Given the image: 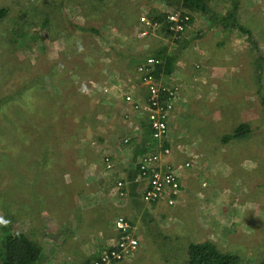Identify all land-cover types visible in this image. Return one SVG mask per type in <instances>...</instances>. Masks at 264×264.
I'll return each mask as SVG.
<instances>
[{
  "label": "rangeland",
  "instance_id": "rangeland-1",
  "mask_svg": "<svg viewBox=\"0 0 264 264\" xmlns=\"http://www.w3.org/2000/svg\"><path fill=\"white\" fill-rule=\"evenodd\" d=\"M234 2L235 22L250 35L234 28L196 39L195 32L207 26L197 16L192 32L179 38H187L190 71L197 83L188 77L175 79L191 89L204 75L217 98L210 101L209 89V100L203 95L206 103L196 110L200 117L191 118L194 130L200 129L197 145L204 147V156L190 179L204 188V205L168 208L166 213L164 208L145 209L146 223L157 222L154 228L162 237L151 239L157 246L141 253L161 258L164 264H185L188 245L201 243L236 256L238 264L264 259V0H217L210 2V10L227 13ZM164 4L165 0H0V9L6 11L0 19V247L6 235L25 234L39 243L42 233L58 229L45 223L48 211L52 220L58 217L45 196H51L57 184L63 186L67 167L75 168L79 159L67 156L68 150L86 157L91 149L86 158L91 165L106 149L101 128H115V97L112 115L105 111L110 107L107 95H114L115 72L124 71L126 64L118 53L130 56L169 41L155 32L140 37L142 19L149 21L148 15L157 11L170 13ZM211 57L229 64L211 72L212 78L203 74L211 67ZM16 88L25 94H15ZM68 108L83 116L70 119ZM240 123H247L251 134L223 143L221 139ZM11 130L16 134L7 135ZM61 194L55 192L50 205ZM67 205L66 219L74 215L72 200ZM201 223L204 229L199 233Z\"/></svg>",
  "mask_w": 264,
  "mask_h": 264
},
{
  "label": "crops",
  "instance_id": "crops-1",
  "mask_svg": "<svg viewBox=\"0 0 264 264\" xmlns=\"http://www.w3.org/2000/svg\"><path fill=\"white\" fill-rule=\"evenodd\" d=\"M142 21L143 19L140 26H142ZM165 44L157 45V47L165 46ZM170 46L173 47V44ZM136 53L137 51L134 52V54ZM132 55L121 58L123 63H126L123 66L124 71L115 72L117 80H115V86H111L114 95L106 97L110 107L107 105L105 109V105H103V109L110 111L113 115L110 108L113 104L112 97H115V104H113L115 106V128L111 124H106L101 128L102 133L106 135L103 139L106 151L102 150L101 156H98L99 160L90 165L86 164V160H88L86 158L91 149L86 157L80 151L68 150L67 156L79 159L74 165L76 169L71 167L70 170V167H67L69 176L65 175L66 180L63 182V186L57 184V187L52 189L51 196L47 194L46 196L50 197L45 196L49 209L51 208L53 211L56 209L55 215H58L52 220L51 213L48 211L45 223L49 226L54 225L58 229L44 235L42 233L41 238L38 239V241L41 240V242L39 241L41 257L38 264H86L93 260L103 248L117 241L119 233L114 227V222L120 217L129 222L131 232L138 241V247L126 261L116 264H155L153 260L157 264H164L165 262H162L161 258H155V256L149 258L147 253H141L144 249L157 246V242H153L151 239L162 237L154 228L157 222L149 220L146 223L145 218L149 213L145 212V209L160 211L164 208L162 211L166 213L168 208H190L191 205L194 208L195 205H198L199 208L205 203L202 202L205 194L204 188L201 189L200 183H197L198 180L190 179L191 174L200 168L197 167L199 158L204 156L200 154L204 147L201 146V149L197 145L200 129L194 130L191 118L200 117L201 111L198 113L196 110L199 108V103H206L203 95L208 96L209 89L212 90L211 84L208 88L204 75L201 76L203 80L198 81V86L191 89L184 80L177 81L175 79L188 77L189 82L197 83L190 71L188 61L190 53L187 48H184L183 52L179 54L175 71L167 84L172 85L171 87L179 85L180 92L169 113L167 134L163 141L170 151L164 158H161L162 163H168L175 169L179 177L180 189L176 194H171V191L167 190V196L156 203H145L142 200V194L147 187V180L139 177L137 162L144 150L142 144L146 142L140 145L141 140L150 139L148 121L144 114L124 102L126 95L133 96L140 103L146 100V89L138 79L137 70L135 71L137 66L130 65ZM206 73L203 74L207 76ZM210 75L212 78V73ZM211 93L213 97L210 101L217 98L215 91L212 90ZM207 100L209 99L207 98ZM109 117L111 116L109 115ZM125 140H127L126 143ZM91 142L93 141L91 140ZM96 148L98 149L99 146L96 145ZM150 150L149 148L147 152ZM104 154L112 157L110 170L104 169L102 162ZM186 164L188 166H185ZM118 181L123 182L121 189L116 186ZM120 191L124 192V196H119ZM55 192H62L61 197L58 201L53 198L50 205V198L55 196ZM168 199L174 200L173 205L167 204ZM189 199L192 202H188ZM70 200L74 204V210L70 213L74 215L66 219L65 215H69L67 202ZM145 223L146 225H144ZM199 225L200 233L204 228H201L202 223ZM139 253L140 256L136 259ZM156 254L159 256L160 252Z\"/></svg>",
  "mask_w": 264,
  "mask_h": 264
},
{
  "label": "trees",
  "instance_id": "trees-1",
  "mask_svg": "<svg viewBox=\"0 0 264 264\" xmlns=\"http://www.w3.org/2000/svg\"><path fill=\"white\" fill-rule=\"evenodd\" d=\"M213 1H217V0H165L164 7L170 10V12L178 13L181 16L187 18L186 21L179 24L181 29L177 32L171 31L169 27V23L166 22V13L168 12L166 13L154 12L148 15L147 18H149L148 20L150 24L156 25L154 32L160 34L161 36H164L165 38H168L169 41L165 44V46H159V47H157L156 45L154 47L150 46L149 48L148 47L144 48L143 51L141 52L137 51L136 54L132 55L130 59V65L137 66L135 68V71L137 70L136 74L139 76V78L137 77L139 81L143 79V74H142L143 72L139 71V69L146 70L156 83H159L163 88L174 87L176 89V92L179 94L180 92L179 85L177 86L173 85V87H171L172 85H167V84L169 83L170 77L175 71V65L179 59V54L182 53L183 49L189 45L186 37L184 39L183 38L179 39V38L184 35L186 36L192 32V31L190 32L189 29L192 25V22L197 18V16L203 17V19L206 20L205 24L207 23L206 24L207 26L205 27L204 30L200 28L202 25L199 27L200 29H198L194 35V38L196 39H202L203 37L207 36L209 32H214L215 30L221 32H225V31L228 32L233 30L234 28L238 29L241 33L250 35V32L248 30L243 29V27L237 25L235 22L236 21L235 16L237 11V5H235V2L232 10L227 11V13L222 12L217 15L210 10L211 9L210 2ZM5 14L6 11L4 9H0V19L4 17ZM89 31L96 35L100 33L96 28H90ZM172 37L174 38L171 39ZM172 44H174L173 47L170 46ZM261 52L263 51L261 50ZM118 55H120V58H123L124 53L121 52L118 53ZM149 59L153 60V64L145 65L146 61ZM227 63L228 62L225 61V59L220 60L219 57L217 58L211 57V59L208 60V64L211 67L208 69L206 68L205 72L209 73V75L212 72L214 75V72L217 71V69H219L220 66L223 67L225 65H229ZM198 69L200 71H203L201 67H198ZM108 71L109 69H106L104 72L108 73ZM215 79H212V82L213 80L215 81ZM216 81L218 80L216 79ZM22 88L23 86H21V89ZM19 89L18 88L15 89V94ZM28 89L30 88L28 87ZM18 94H25V93H23V91L20 92L19 90L17 95ZM132 99L135 102L133 96ZM70 109L71 108H68V110H66L67 112H69L70 119L71 117L73 118L76 114L79 115L80 118L83 116V112L78 111L75 114V111L72 112V110ZM48 117H50V114H48ZM251 132L252 129L247 123H240L236 125L235 129L231 133L226 134L221 139V141L223 143H231L232 141L240 140L250 135ZM15 134L16 132L11 130L8 131L7 135H15ZM151 141H152L151 138L141 140L140 145L145 142L144 144H142V148L144 149L142 151L143 152L142 155L146 153L149 150V148H151ZM124 142L126 143L127 141ZM163 147H166L165 143L163 144ZM108 158L112 162V157L108 156ZM120 237H121V233H119L116 240H118ZM111 247L112 245L103 248L99 255H97L93 260L87 262L86 264H92L93 262L96 261L99 262L101 259V253L104 251L105 252L111 251L110 249ZM130 256L122 257L119 261H113L111 262V264H116L126 261V259H128ZM40 257H41V246L39 245L38 242L31 240V238L28 237L27 235L12 234V235H6L2 238L1 247H0V264H38ZM185 264H238V258L234 255L219 252L217 248L211 243L189 244L187 248V259ZM259 264H264V259Z\"/></svg>",
  "mask_w": 264,
  "mask_h": 264
},
{
  "label": "built area",
  "instance_id": "built-area-1",
  "mask_svg": "<svg viewBox=\"0 0 264 264\" xmlns=\"http://www.w3.org/2000/svg\"><path fill=\"white\" fill-rule=\"evenodd\" d=\"M186 20V17L178 13H166V22L169 23L171 31H179L181 29L179 24ZM155 28L156 25H151L149 21H143L140 37L149 35L155 31ZM152 64L153 60L151 59L145 63V65ZM139 71L143 72L141 83L146 89L147 98L140 103L136 100L134 102L132 96L127 95L124 97V102L144 114L148 121L152 146L149 152L140 156L137 166L139 177L147 180V187L142 194V200L145 203H156L167 196V190L171 191V194H176L180 189L179 177L173 166L161 162V158H164L170 151L168 147H163V141L167 134L168 115L179 94L174 87L163 88L159 83H156L146 70L139 69ZM102 162L105 170L112 168V162L107 154L103 155ZM116 186L121 189L122 183L118 181ZM118 194L120 197L124 196L122 191ZM173 203V199L167 200L169 206ZM114 227L121 233V237L112 244L111 251L102 252L100 261L92 264H111L113 261H119L122 257L130 256L137 250L138 241L131 232L129 222L120 217L114 222Z\"/></svg>",
  "mask_w": 264,
  "mask_h": 264
}]
</instances>
